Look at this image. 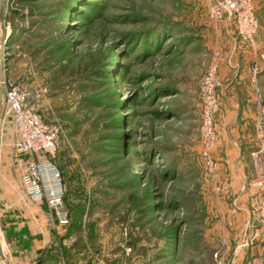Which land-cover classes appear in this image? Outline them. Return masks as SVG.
<instances>
[{"label": "rangeland", "instance_id": "1", "mask_svg": "<svg viewBox=\"0 0 264 264\" xmlns=\"http://www.w3.org/2000/svg\"><path fill=\"white\" fill-rule=\"evenodd\" d=\"M6 1L1 72L46 88L39 112L59 130L69 225L60 227L61 261L49 264H238L229 241L239 232L214 233L228 217L212 211L210 194L224 190L214 152L222 100L237 79L221 69L248 72L260 120L264 89L250 73L258 63L264 74V0H253L259 29L249 42L231 21L210 17V0ZM213 63L221 85L211 168L198 83ZM14 143L0 137L10 154ZM19 176L0 165L4 246L19 224L58 226L45 205L23 197ZM249 223L264 236L257 211Z\"/></svg>", "mask_w": 264, "mask_h": 264}, {"label": "crops", "instance_id": "2", "mask_svg": "<svg viewBox=\"0 0 264 264\" xmlns=\"http://www.w3.org/2000/svg\"><path fill=\"white\" fill-rule=\"evenodd\" d=\"M224 71L225 69L222 68V77L225 78L231 73L237 79L229 87L231 95L222 100V114L218 120L219 135L214 152L217 171L215 181L217 179L220 185L224 186V190L216 194L213 189H210V194L215 202V208H212V211L218 212L221 216H227L228 223L220 224L217 231L214 228V233H226V237H230V231L237 229L236 232H239L236 236L237 240L232 239L229 242H236V249L240 251L235 252L240 254L237 258L238 264H264V236L254 223H249L252 218H255L260 202L259 190L252 184V180L264 171V154H261L259 159L254 155L260 147L259 131L255 130L254 125L259 119L256 114L258 107L259 110L261 108L259 104L258 106L255 104L251 94L252 85L248 82V72L243 70L235 72L232 69ZM251 73L250 81L254 84L259 83L264 89V74L258 73L253 78L252 69ZM228 101L235 106L236 111H229ZM4 109L5 105L0 118V137L5 136L7 141L15 142L17 131L12 121L4 118ZM5 149V147L0 148V158H2L0 165L6 161L11 168L15 166L21 172L20 159L15 152L10 154ZM252 153L255 157H252ZM256 161H258L257 164ZM18 181L22 187L21 174ZM37 214L36 212V216L39 215ZM36 216L33 217L37 221ZM49 217L51 218V213ZM15 230L18 234L14 239L16 241H5V246L0 234V264H35L40 257H42L41 264H49L54 261L53 257L59 258L55 252L56 247L61 244L60 227L34 223L19 224ZM244 237L246 239L242 240ZM11 255L15 259L10 260Z\"/></svg>", "mask_w": 264, "mask_h": 264}, {"label": "built area", "instance_id": "3", "mask_svg": "<svg viewBox=\"0 0 264 264\" xmlns=\"http://www.w3.org/2000/svg\"><path fill=\"white\" fill-rule=\"evenodd\" d=\"M210 17L216 22L231 21L244 41H252L259 29V20L253 0H210ZM253 78L260 72L256 63L252 67ZM4 90V118L10 119L17 131L14 143L15 155L20 159L21 183L24 197L34 203L44 204L51 218L59 227L69 225L64 209L65 186L55 157L58 149L59 130L45 122L39 112V103L46 96V88H34L26 83L2 81ZM221 80L217 63H213L202 75L198 92L202 103L201 138L202 155L211 168L214 162L211 153L217 141L216 115L219 111L218 89ZM260 147L254 154L258 159L264 154V109L257 123ZM258 188L260 203L258 221L264 233V173L252 180Z\"/></svg>", "mask_w": 264, "mask_h": 264}, {"label": "water", "instance_id": "4", "mask_svg": "<svg viewBox=\"0 0 264 264\" xmlns=\"http://www.w3.org/2000/svg\"><path fill=\"white\" fill-rule=\"evenodd\" d=\"M6 6H7V1L6 0H0V26L4 21L5 18V12H6ZM1 32H0V43H1ZM1 67V66H0ZM4 79V75L1 72V68H0V118H1V113L3 110V106H4V91H3V84L2 81ZM41 263V259L38 258L36 264H40ZM10 264V263H7Z\"/></svg>", "mask_w": 264, "mask_h": 264}, {"label": "trees", "instance_id": "5", "mask_svg": "<svg viewBox=\"0 0 264 264\" xmlns=\"http://www.w3.org/2000/svg\"><path fill=\"white\" fill-rule=\"evenodd\" d=\"M55 161H56V159H55ZM57 163V162H56ZM58 165V167H59V169L61 170V168H60V166H59V164H57ZM61 173H62V170H61ZM62 177H63V173H62ZM63 182H64V178H63ZM64 186H65V183H64ZM66 189V188H65ZM65 197H66V190H65ZM67 227H68V225H67ZM40 259H42V257H40ZM53 259H54V262L55 261H58L59 262V258L58 257H53ZM42 261V260H41ZM41 264V263H40Z\"/></svg>", "mask_w": 264, "mask_h": 264}]
</instances>
